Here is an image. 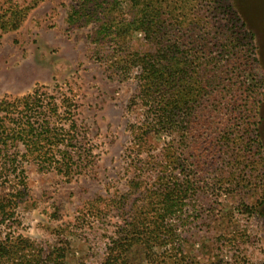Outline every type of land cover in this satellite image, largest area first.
<instances>
[{
    "label": "rangeland",
    "instance_id": "1",
    "mask_svg": "<svg viewBox=\"0 0 264 264\" xmlns=\"http://www.w3.org/2000/svg\"><path fill=\"white\" fill-rule=\"evenodd\" d=\"M194 3L188 18L199 35L208 34L210 51L195 61L197 76L201 81L206 75L212 85L199 101L192 150L181 148L187 163L180 184L185 188L190 178L192 188L182 199L179 222L170 219L160 245H134L123 256L129 264H264V0ZM74 4L0 0V9L31 8L16 31H0V100L37 88L55 98L65 94L73 111L62 122H74L75 137L93 160L70 182L25 164L27 196L12 228L46 253L58 248L64 255L58 263L102 264L131 205L149 195L144 187L155 180L130 189L129 127L135 116L127 105L136 81L113 75L107 52L91 39L92 26H67ZM236 19L251 44L231 43ZM137 40L134 49L146 50ZM158 138L160 149L169 137Z\"/></svg>",
    "mask_w": 264,
    "mask_h": 264
},
{
    "label": "trees",
    "instance_id": "2",
    "mask_svg": "<svg viewBox=\"0 0 264 264\" xmlns=\"http://www.w3.org/2000/svg\"><path fill=\"white\" fill-rule=\"evenodd\" d=\"M74 2L67 13V26H92L91 39L107 52L113 75L136 81L127 105L135 116L129 127V167L134 174L130 189L150 184L151 177L155 181L144 187L149 195L131 205L129 218L110 241L102 263L129 264L123 255L134 245L146 250L161 244L169 222L173 218L179 222L182 199L192 188L190 178L185 188L180 184L179 174L187 163L180 154L184 145L192 150L199 101L212 85L206 75L200 81L195 64L201 51L205 58L210 55L205 43L208 34L199 35V26L189 21L194 0ZM30 10L18 6L0 9V31H16ZM232 22L238 30L231 43L236 46L246 41L247 46L248 40L251 44L239 20ZM138 37L146 50L134 49ZM244 52L250 53V48ZM70 101L65 94L55 98L39 88L11 101L0 100V264H65L57 261L64 257L58 248L46 253L12 227L27 196L25 164L70 182L93 163L90 149L75 137L74 122L69 124L66 118L62 122L61 116L73 111ZM254 132V128L247 130L251 135ZM162 134L169 140L159 149L156 141Z\"/></svg>",
    "mask_w": 264,
    "mask_h": 264
}]
</instances>
